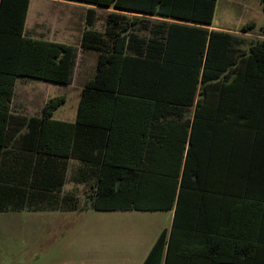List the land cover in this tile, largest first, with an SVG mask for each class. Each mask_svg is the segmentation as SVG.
Masks as SVG:
<instances>
[{
	"label": "trees",
	"instance_id": "trees-1",
	"mask_svg": "<svg viewBox=\"0 0 264 264\" xmlns=\"http://www.w3.org/2000/svg\"><path fill=\"white\" fill-rule=\"evenodd\" d=\"M76 1L138 15L110 12L103 30L85 29L82 46L100 52L96 75L81 92L76 123L52 119L64 95L45 104L39 144L47 154L68 157L74 138L89 137L97 150L89 185L95 209H175L173 230L183 217L199 225L200 190L209 186L203 177L213 175L229 140L230 99L237 90L264 91V39L244 52L243 39L210 29L218 0ZM29 4L0 0V146L16 78L70 83L75 65L73 46L24 34ZM151 17L170 20L157 19L152 36L141 37L136 28ZM168 233L162 231L143 264H181L171 261Z\"/></svg>",
	"mask_w": 264,
	"mask_h": 264
},
{
	"label": "crops",
	"instance_id": "crops-1",
	"mask_svg": "<svg viewBox=\"0 0 264 264\" xmlns=\"http://www.w3.org/2000/svg\"><path fill=\"white\" fill-rule=\"evenodd\" d=\"M69 1L83 3L86 8L84 17H80L75 44L64 40L68 39L67 37L58 40L57 35L61 28L58 25L59 28L50 26L43 18L40 22L37 20L35 24L28 26L31 11L39 16V11L34 10L30 0L24 34L36 39L71 45L76 50V60L70 83L28 77L16 78L7 138L0 146V185L3 190L0 199L8 207V210L0 213L28 212L29 215L47 219V222L52 224L60 222L59 220L65 217L69 219V223H76L77 229L79 224L86 225L94 221V217H98L101 264H143L164 229L168 230V237L172 233L173 247L170 255L173 262L175 260L181 264H264L262 89L250 93L237 90L235 99H230L232 122L228 131L229 140L226 149L220 148L218 151L213 175L203 177L202 182L208 183L209 186L205 190H200L199 225H190L189 219L183 217L173 230L175 209L152 211L95 209L89 185L96 179V166L90 162V158L97 154V150L93 149L86 135L74 138L71 156L45 153V147L38 142V130L45 104L51 98L61 96L51 91L53 85L73 86L74 83L80 85L75 88L74 102H78L76 115L74 113L71 116L70 111L60 113L68 102L66 95L65 102L52 115L53 120L76 123L81 92L87 82L96 75L100 52L82 46L85 29L103 30L110 12L138 15L113 7ZM89 9L94 10L93 14L89 13ZM98 10H107L101 28L97 23L100 18ZM151 18L170 20L162 17ZM208 27L230 31L243 39L239 50L244 52H249L254 41L264 39L261 33L254 40L251 39L254 34L250 31L232 30L214 26L213 23ZM225 165L228 166L227 174L223 170ZM92 210L101 215L91 214ZM132 211L171 213L168 222L161 223L159 219H153L154 217L146 214H135ZM69 260L66 259L63 264H70ZM42 261L43 258L39 257L38 263Z\"/></svg>",
	"mask_w": 264,
	"mask_h": 264
},
{
	"label": "rangeland",
	"instance_id": "rangeland-1",
	"mask_svg": "<svg viewBox=\"0 0 264 264\" xmlns=\"http://www.w3.org/2000/svg\"><path fill=\"white\" fill-rule=\"evenodd\" d=\"M32 5L34 10L39 11V16L31 11L28 26H32L37 20L40 22L43 18L50 26L61 28L57 35L58 40L67 37L68 39L64 40L75 44L80 17H84L86 9L83 3L69 0H32ZM106 13L107 10H98L100 18L97 23L100 28ZM157 22L158 20L152 19L139 24L136 28L137 33L145 38L151 37V30ZM251 22L256 25L249 30L254 34L251 39L255 40L264 26L263 0H218L214 26L242 31L243 25ZM78 86L80 85L76 83L73 86L53 85L51 91L55 95H66L68 98L67 104L60 110L61 112L59 111L60 113L70 111L71 116L74 113L76 115L78 102L75 103L74 99H76L75 88ZM132 212L154 217L153 219L161 220V223L168 222L171 213L169 211ZM92 213L98 212L92 210ZM38 219V216H31L28 212L0 213V264H63L66 259H70V264H101L98 217H94V221L86 225L79 224L78 229L76 223H69V219L65 217L55 224L47 222L44 218ZM42 227L44 228L40 230ZM39 257L43 258L41 263H38Z\"/></svg>",
	"mask_w": 264,
	"mask_h": 264
}]
</instances>
